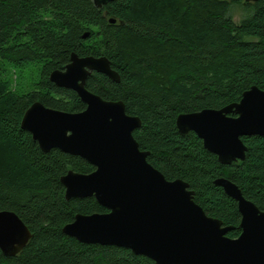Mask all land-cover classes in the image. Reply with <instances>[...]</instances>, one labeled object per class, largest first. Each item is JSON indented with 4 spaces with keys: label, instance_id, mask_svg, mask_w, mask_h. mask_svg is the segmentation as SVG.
<instances>
[{
    "label": "trees",
    "instance_id": "1",
    "mask_svg": "<svg viewBox=\"0 0 264 264\" xmlns=\"http://www.w3.org/2000/svg\"><path fill=\"white\" fill-rule=\"evenodd\" d=\"M237 5L249 12L239 23L231 16ZM73 53L110 60L120 82L94 72L87 89L124 102L127 114L142 120L134 137L150 152L148 162L169 181L187 182L194 201L238 238V204L214 182L232 181L264 211V138L243 137L246 160L222 165L196 134L180 135L176 119L238 103L253 86L264 90V0H115L102 9L94 0H0V211L16 213L33 235L15 257L0 250V264H155L63 233L77 214L108 212L93 197L65 198L61 177L95 167L57 149L43 152L21 127L35 102L69 113L86 109L76 92L49 79Z\"/></svg>",
    "mask_w": 264,
    "mask_h": 264
},
{
    "label": "water",
    "instance_id": "2",
    "mask_svg": "<svg viewBox=\"0 0 264 264\" xmlns=\"http://www.w3.org/2000/svg\"><path fill=\"white\" fill-rule=\"evenodd\" d=\"M113 1L94 0V5L102 9ZM94 72L116 83L121 80L107 57L73 53L65 69L53 71L49 79L76 92L86 109L69 113L35 102L21 123L43 152L57 149L95 167L90 174L70 170L61 177L65 198L93 197L108 212L77 214L63 233L82 244L128 249L155 264H264V211L247 200L235 183L216 179L215 185L237 202L241 215L240 236L229 238L233 228L209 217L194 201L187 182L169 181L148 162L150 152L142 151L134 137L142 120L128 115L124 102L104 100L87 89ZM176 128L182 136L196 134L220 164L243 162L248 147L242 138H264V90L253 86L238 103L180 114ZM32 237L16 213L0 211L4 256H17Z\"/></svg>",
    "mask_w": 264,
    "mask_h": 264
},
{
    "label": "rangeland",
    "instance_id": "3",
    "mask_svg": "<svg viewBox=\"0 0 264 264\" xmlns=\"http://www.w3.org/2000/svg\"><path fill=\"white\" fill-rule=\"evenodd\" d=\"M231 16L236 23H239L242 21V19L249 16V12H248L247 8H245L241 5H237V6H233L231 8ZM247 39L250 41L255 40V38H252V37H249ZM33 76H35V75L33 74ZM26 82H27V80L22 85L23 91L31 90V83H30V85H26ZM15 87H16V78H14V83H13V88H15Z\"/></svg>",
    "mask_w": 264,
    "mask_h": 264
}]
</instances>
